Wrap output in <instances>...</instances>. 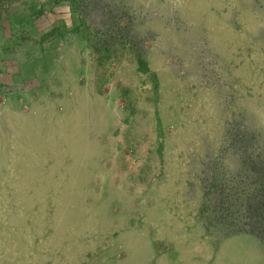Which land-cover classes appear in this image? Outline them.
I'll return each instance as SVG.
<instances>
[{"label": "rangeland", "instance_id": "obj_1", "mask_svg": "<svg viewBox=\"0 0 264 264\" xmlns=\"http://www.w3.org/2000/svg\"><path fill=\"white\" fill-rule=\"evenodd\" d=\"M87 1L78 114L0 106V264H264L209 206L264 183V0Z\"/></svg>", "mask_w": 264, "mask_h": 264}, {"label": "crops", "instance_id": "obj_2", "mask_svg": "<svg viewBox=\"0 0 264 264\" xmlns=\"http://www.w3.org/2000/svg\"><path fill=\"white\" fill-rule=\"evenodd\" d=\"M46 9H50V4L26 0L0 23V77L2 86L29 85V90L22 95L31 107V116L37 117L36 121L53 118L63 123L67 121L66 116L78 114L65 101L69 98V86L65 82L81 70L88 41L77 25L38 23L36 18ZM60 40L64 41L62 49L66 53L61 59L56 47ZM59 106L64 111H58Z\"/></svg>", "mask_w": 264, "mask_h": 264}, {"label": "built area", "instance_id": "obj_3", "mask_svg": "<svg viewBox=\"0 0 264 264\" xmlns=\"http://www.w3.org/2000/svg\"><path fill=\"white\" fill-rule=\"evenodd\" d=\"M43 5L47 3L51 4L50 10H44L41 15H39L36 20L39 23L52 25L56 23L57 20H63L72 11V3L78 1L81 3V13L89 21L95 23L97 13L91 11L89 7L85 4L87 0H38ZM26 0H0V23L7 20L11 16L16 8L22 7ZM17 11V10H16ZM97 26V27H96ZM95 30H97L98 39L109 42L105 36L106 30L103 25L96 23ZM95 32V31H94ZM96 32L94 33L96 35ZM103 41V42H104ZM62 40H60L56 47L60 52L63 46ZM2 80L0 77V106L8 103L11 96H19L18 100L22 104L24 99L20 96L23 92L29 90V85L27 83H17V84H5L2 86ZM263 183V182H262ZM237 186V185H234ZM224 198L213 194L211 197V217L213 222L217 223L219 219L222 222V229L226 231H238L242 229H250L254 227V223L257 220H262L264 217V183L259 185L254 192H247L244 190L243 186L239 184V187L232 190V186H229L224 192ZM217 196V197H216ZM208 202V204L210 203ZM221 205V210L219 206Z\"/></svg>", "mask_w": 264, "mask_h": 264}, {"label": "bare ground", "instance_id": "obj_4", "mask_svg": "<svg viewBox=\"0 0 264 264\" xmlns=\"http://www.w3.org/2000/svg\"><path fill=\"white\" fill-rule=\"evenodd\" d=\"M3 182V181H2ZM28 184H30V183H28ZM9 197V196H8ZM6 223V222H5ZM12 223V222H11ZM9 235V234H8ZM2 244H3V242H2ZM16 244V243H15ZM15 247V246H14ZM13 247V248H14ZM2 248V247H1ZM5 248V247H4ZM6 251V250H5ZM8 251H10V250H8ZM11 252V251H10ZM17 252V251H16ZM5 254V253H4ZM13 254V253H12ZM6 256V255H5ZM22 256V255H21ZM7 257V256H6ZM258 257V256H257ZM16 259V258H15ZM251 260H253V259H251ZM15 261V260H14ZM14 263V262H13Z\"/></svg>", "mask_w": 264, "mask_h": 264}]
</instances>
